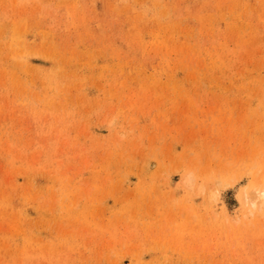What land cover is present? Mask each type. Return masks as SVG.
Listing matches in <instances>:
<instances>
[{"label": "rangeland", "instance_id": "rangeland-1", "mask_svg": "<svg viewBox=\"0 0 264 264\" xmlns=\"http://www.w3.org/2000/svg\"><path fill=\"white\" fill-rule=\"evenodd\" d=\"M263 195L264 0H0V264H264Z\"/></svg>", "mask_w": 264, "mask_h": 264}, {"label": "bare ground", "instance_id": "bare-ground-1", "mask_svg": "<svg viewBox=\"0 0 264 264\" xmlns=\"http://www.w3.org/2000/svg\"><path fill=\"white\" fill-rule=\"evenodd\" d=\"M263 197H264V195H263ZM255 204V203H254ZM256 205H254V207H255Z\"/></svg>", "mask_w": 264, "mask_h": 264}]
</instances>
